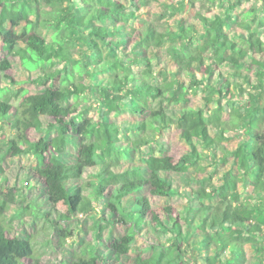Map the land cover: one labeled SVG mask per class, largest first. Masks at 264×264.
Instances as JSON below:
<instances>
[{"label":"trees","instance_id":"obj_1","mask_svg":"<svg viewBox=\"0 0 264 264\" xmlns=\"http://www.w3.org/2000/svg\"><path fill=\"white\" fill-rule=\"evenodd\" d=\"M15 56L35 88L0 98V171L35 161L47 238L74 239L63 224L98 209L104 251L82 245L69 264H248L246 247L264 264V0H0L4 89ZM164 197L183 203L155 208ZM110 225L126 231L106 242ZM139 238L150 254L126 263ZM33 253L0 222V264H42Z\"/></svg>","mask_w":264,"mask_h":264},{"label":"rangeland","instance_id":"obj_2","mask_svg":"<svg viewBox=\"0 0 264 264\" xmlns=\"http://www.w3.org/2000/svg\"><path fill=\"white\" fill-rule=\"evenodd\" d=\"M181 16L183 18L187 17L186 14H181ZM132 41L133 36L127 38V45H131ZM11 63L14 65V69L11 72L12 77L17 84L13 85V87L7 85L4 89L2 88L3 82L0 79V88L2 89H0V98L4 97L6 89L7 92L13 93L18 89L32 92L35 88V84L30 80L32 73L25 69V66H32V64H25L18 56L12 57ZM12 102L15 105H18L19 103V101L15 99H12ZM191 104L194 106H201L203 103L194 97ZM122 118L129 119L132 124H138L144 117L125 113ZM11 134L12 133L9 129L4 126V123L0 121V139L3 136H10ZM160 137L165 142V154L175 155L179 151H183L184 142L180 137V130L177 127L170 126L165 130H162ZM76 141L77 139H75V143L70 142L68 146V150L71 154L68 156L66 155L67 160L77 155ZM32 163H35V161L31 157H21L16 159L7 157L1 163L0 171V187L2 186L3 181H7L8 184V188L4 189V194L0 195V201L2 199L7 201L6 204H3L4 208L2 213H0V222H2L6 230L9 232L33 241V258L29 260L28 263H32L34 260L38 259L42 264H69L75 255H77L79 248L86 244H90L91 248L97 249L102 253L105 248L100 241H95L92 232V223L95 217L98 216V209L96 212L92 211L89 213L88 216L80 214L78 219L70 224H63V226L68 229H76V233H78L77 227H79V234H77L74 239L60 238L55 232L51 235L48 234L49 238L45 236V231L49 228L44 223L40 212L44 208V204L43 202L39 203L38 201L46 198V192L43 188L39 187L41 181L34 177L33 172L30 170V165ZM128 165L129 164L125 162L123 166ZM86 180L87 178L84 175L83 178L77 182V185H83ZM10 190L12 191V200L6 198ZM182 203L183 201L180 197H164L153 200V206L157 209L167 205L179 207ZM80 227L84 228V230H81ZM125 231L126 229L121 228L119 225H110L109 232H107L104 239L106 242L110 240V232L113 236L119 237L123 235ZM147 245L148 242L139 238L136 246L127 255L123 256L122 260L126 263H133L135 257L143 252L144 256H148L150 252L146 251ZM246 251L249 259L248 264H253L252 261L255 260V257H257L258 254H255L250 247H246Z\"/></svg>","mask_w":264,"mask_h":264}]
</instances>
